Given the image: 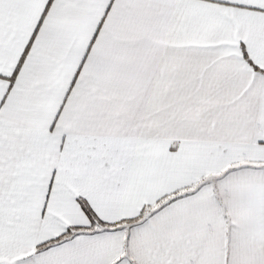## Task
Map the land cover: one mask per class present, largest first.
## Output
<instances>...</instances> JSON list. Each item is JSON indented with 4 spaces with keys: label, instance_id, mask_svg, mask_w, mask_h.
I'll return each instance as SVG.
<instances>
[{
    "label": "snow or ice",
    "instance_id": "obj_1",
    "mask_svg": "<svg viewBox=\"0 0 264 264\" xmlns=\"http://www.w3.org/2000/svg\"><path fill=\"white\" fill-rule=\"evenodd\" d=\"M0 264H264V0H0Z\"/></svg>",
    "mask_w": 264,
    "mask_h": 264
}]
</instances>
